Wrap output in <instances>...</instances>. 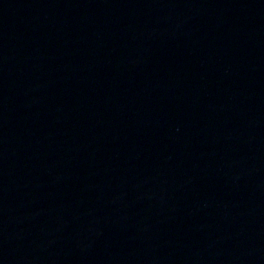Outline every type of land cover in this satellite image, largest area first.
Masks as SVG:
<instances>
[{
  "label": "water",
  "instance_id": "1",
  "mask_svg": "<svg viewBox=\"0 0 264 264\" xmlns=\"http://www.w3.org/2000/svg\"><path fill=\"white\" fill-rule=\"evenodd\" d=\"M0 264H264V0H0Z\"/></svg>",
  "mask_w": 264,
  "mask_h": 264
}]
</instances>
